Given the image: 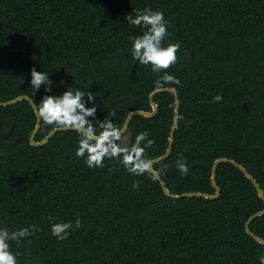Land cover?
<instances>
[{"label": "trees", "instance_id": "1", "mask_svg": "<svg viewBox=\"0 0 264 264\" xmlns=\"http://www.w3.org/2000/svg\"><path fill=\"white\" fill-rule=\"evenodd\" d=\"M144 8L163 11L166 39L181 45L167 70L181 81L169 87L179 119L171 154L154 165L167 189L213 195L212 166L226 158L264 193V0H0V102L31 97L35 67L63 82L52 94L69 85L93 92L101 121L111 111L117 124L133 111L150 112L157 74L131 58L128 37L141 29L125 19ZM42 95L43 86L35 102ZM216 95L223 100L213 102ZM153 101L156 115L133 117L127 132L133 142L147 131L154 143L145 155L155 159L168 147L174 97L163 92ZM35 124L27 101L0 107L1 130L12 127L0 136V227L37 228L12 244L19 264H261L263 247L245 224L264 202L235 166L217 167V199H172L151 174L130 175L115 161L88 168L75 155L74 132L31 146ZM52 130L40 122L35 141ZM77 218L81 226L66 240L51 235L52 222ZM249 228L264 240V216Z\"/></svg>", "mask_w": 264, "mask_h": 264}, {"label": "clouds", "instance_id": "2", "mask_svg": "<svg viewBox=\"0 0 264 264\" xmlns=\"http://www.w3.org/2000/svg\"><path fill=\"white\" fill-rule=\"evenodd\" d=\"M125 19L130 25L141 29L140 34L128 37L129 51L133 60L157 74V79L153 82L154 88L167 90L172 85H180L179 78L167 70L176 64L177 52L181 45L166 39L170 35V22L165 18L163 11L151 8L137 9ZM29 83L32 96L28 99L35 115L40 122L51 126L53 130L76 133L75 155L81 158L88 168H103L105 161H115L133 176L158 174L154 168L157 161L145 155L146 149L154 143V140L149 139V133L141 131L134 136L130 145L126 143L129 140L126 124L115 122V111L108 112L102 121L96 118L98 107L93 92L69 85L61 94H52L63 82L61 85L55 84L47 72H38L35 67L30 71ZM42 86L44 95L37 103L34 96L41 91ZM222 100L221 95L213 98V102ZM172 124L177 126L175 118ZM176 164L181 174L189 172L187 161L178 159ZM139 186V182H133V189H139ZM48 219L51 221L52 218ZM80 226L79 218L74 222H52L50 231L58 241H63L71 234L69 230L75 231ZM36 231L35 225L14 230L0 227V264H19L17 253L12 251V244L18 245L22 240L32 237ZM261 264H264V256L261 257Z\"/></svg>", "mask_w": 264, "mask_h": 264}, {"label": "water", "instance_id": "3", "mask_svg": "<svg viewBox=\"0 0 264 264\" xmlns=\"http://www.w3.org/2000/svg\"><path fill=\"white\" fill-rule=\"evenodd\" d=\"M163 92H168L171 93L174 97V116L173 119L175 118L178 122L179 119V99H178V94L177 91L174 88H168L167 90H155L153 91L150 96H149V103L151 106V111L150 112H145V111H133L131 113H129L124 121V124H126V135H129V140L126 141V143H129V145L132 143V139L133 136L131 133L127 132L128 126L130 121L132 120L133 117L136 116H141V117H145V118H152L156 115L157 111H158V107L157 105L154 103L153 98L160 93ZM29 97L26 95H22V96H18L12 100L9 101H5V102H0V107H8V106H12L15 104H18L22 101H27L29 103ZM30 104V103H29ZM31 106V105H30ZM244 108H246V105H244ZM36 116V115H35ZM40 129V120L39 118L36 116V124H35V128L33 130V132L30 135L29 138V143L31 146L33 147H40L42 145H45L57 132H61V131H56V130H52L44 139H42L41 141L37 142L35 141V137L38 133ZM176 130V126L174 127L173 124L171 125L170 128V133H169V138H168V147L166 152L158 157L155 158L154 160L157 161V163L167 159L169 157V155L171 154V148H172V144H173V138H174V133ZM12 133V127L10 128V130L8 132H3L1 130V126H0V136L1 137H8L10 136ZM222 163H229L233 166H235L236 168H238L243 175L249 180L251 181V183L253 184L258 197L264 202V193L263 190L260 188L259 184L257 183V181L246 171V169L244 167H242L241 165H239L238 163H236L234 160L231 159H226V158H221V159H217L213 166H212V170H211V184L212 187L215 190V193L213 195H208V194H203V193H184L182 195H172L169 190L167 189L165 183L162 181L161 177L157 174L154 176V178L159 182L161 189L164 193V195H166L169 198L172 199H181V198H192V197H200V198H204V199H208V200H214L217 199L220 196V189L217 186L216 183V170L217 167L222 164ZM168 173L169 174H173L174 170L172 168L168 169ZM152 175V174H151ZM261 216H264V210L259 211L257 213H255L254 215H252L246 222L245 224V231L246 234L248 236H250L255 242H257L258 244L262 245L263 247V256H264V240L259 238L258 236L254 235L251 231H250V224L251 222L256 219L259 218Z\"/></svg>", "mask_w": 264, "mask_h": 264}]
</instances>
